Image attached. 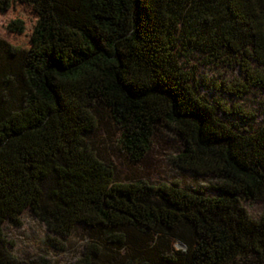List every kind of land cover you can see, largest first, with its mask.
Listing matches in <instances>:
<instances>
[{
	"label": "trees",
	"instance_id": "16d2710c",
	"mask_svg": "<svg viewBox=\"0 0 264 264\" xmlns=\"http://www.w3.org/2000/svg\"><path fill=\"white\" fill-rule=\"evenodd\" d=\"M15 4L25 16L5 29L27 42L0 38V264H48L10 252L4 228L25 211L47 247L84 237L73 264H264V126H229L234 108L198 96L184 70L191 54L232 59L241 81L220 93L264 98V0ZM101 123L132 163L172 131L171 163L191 186L117 182L87 141ZM242 202L260 203L259 217Z\"/></svg>",
	"mask_w": 264,
	"mask_h": 264
},
{
	"label": "rangeland",
	"instance_id": "374dc122",
	"mask_svg": "<svg viewBox=\"0 0 264 264\" xmlns=\"http://www.w3.org/2000/svg\"><path fill=\"white\" fill-rule=\"evenodd\" d=\"M11 1V9L0 13V38L9 40L14 45L24 46L27 42L24 37H11L5 29L11 18L24 17L26 13L22 6L15 4V0ZM204 59L191 54L188 65H184V70L191 74L197 86V95L209 103L213 102L214 105L219 104L227 109L233 107L238 116L230 115L223 117V120L229 126H234L237 131L246 132L263 127L264 98L260 93L250 89L240 98L220 93L218 87L221 83L230 85L241 79L236 63L234 64L231 58L232 61L229 59L224 62L213 60L211 63H207ZM108 127L101 123L87 141L94 156L102 163L113 167L117 182L141 179L152 185L175 181L181 184L185 182L186 186H191L188 176L171 163L180 147L178 137L172 131L160 127L152 138L148 154L140 162L132 163L117 150L114 145L117 134L111 127ZM242 206L254 219L261 214L262 205L260 203L242 202ZM20 221V227L4 228L6 238L13 244L10 252L15 258L24 262H38L43 257L48 264H73L79 260L77 257L80 256L85 244L84 237L73 234L65 241L63 250L59 251L43 243L45 230L27 211L22 213ZM175 248L178 247L175 245Z\"/></svg>",
	"mask_w": 264,
	"mask_h": 264
},
{
	"label": "water",
	"instance_id": "95a60500",
	"mask_svg": "<svg viewBox=\"0 0 264 264\" xmlns=\"http://www.w3.org/2000/svg\"><path fill=\"white\" fill-rule=\"evenodd\" d=\"M178 247H182L181 245H178Z\"/></svg>",
	"mask_w": 264,
	"mask_h": 264
}]
</instances>
